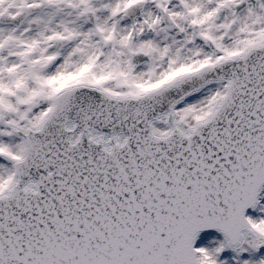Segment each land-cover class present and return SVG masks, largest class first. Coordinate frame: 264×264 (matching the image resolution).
<instances>
[{"label": "snow or ice", "instance_id": "snow-or-ice-1", "mask_svg": "<svg viewBox=\"0 0 264 264\" xmlns=\"http://www.w3.org/2000/svg\"><path fill=\"white\" fill-rule=\"evenodd\" d=\"M0 264H264V0H0Z\"/></svg>", "mask_w": 264, "mask_h": 264}, {"label": "rangeland", "instance_id": "rangeland-1", "mask_svg": "<svg viewBox=\"0 0 264 264\" xmlns=\"http://www.w3.org/2000/svg\"><path fill=\"white\" fill-rule=\"evenodd\" d=\"M199 242H202V240H201V241H198V243H199Z\"/></svg>", "mask_w": 264, "mask_h": 264}]
</instances>
